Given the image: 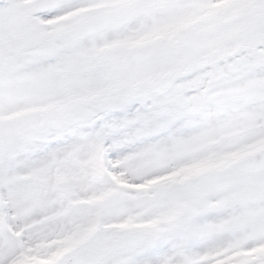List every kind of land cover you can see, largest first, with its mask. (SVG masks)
Segmentation results:
<instances>
[{"label":"snow or ice","instance_id":"6c2138e0","mask_svg":"<svg viewBox=\"0 0 264 264\" xmlns=\"http://www.w3.org/2000/svg\"><path fill=\"white\" fill-rule=\"evenodd\" d=\"M0 264H264V0H0Z\"/></svg>","mask_w":264,"mask_h":264}]
</instances>
